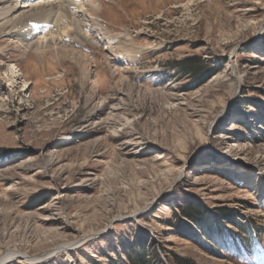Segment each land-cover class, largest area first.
I'll return each instance as SVG.
<instances>
[{"label":"rangeland","instance_id":"rangeland-1","mask_svg":"<svg viewBox=\"0 0 264 264\" xmlns=\"http://www.w3.org/2000/svg\"><path fill=\"white\" fill-rule=\"evenodd\" d=\"M97 9L128 57L0 37V259L264 264V0Z\"/></svg>","mask_w":264,"mask_h":264},{"label":"bare ground","instance_id":"bare-ground-1","mask_svg":"<svg viewBox=\"0 0 264 264\" xmlns=\"http://www.w3.org/2000/svg\"><path fill=\"white\" fill-rule=\"evenodd\" d=\"M88 3L89 8L86 9ZM88 3H79L76 0H0V37L15 41L20 45V49L26 51L33 49L43 51L42 43L34 40L37 30L48 27L51 34L55 30H60L59 34L64 38L68 34L72 35L74 28L76 34H73L72 40L80 44L83 41L82 38L84 39V36L89 34L87 31L95 29L97 35L88 41L91 45L98 46L104 42L107 46L105 48L109 49L110 54L117 58L115 61L121 56L128 57L129 54L124 49L127 45L126 41L120 36H107V33L102 29L103 26L97 21L99 14L97 5L98 3L100 5L102 0H88ZM75 10H79V12ZM75 37H81L82 41L79 42ZM53 47H59V44L53 45ZM63 48L75 49L72 44H64ZM139 54L136 53L135 56L138 57ZM81 57L89 59L87 55ZM11 254L13 252L2 257L0 264L10 260L14 256Z\"/></svg>","mask_w":264,"mask_h":264},{"label":"trees","instance_id":"trees-1","mask_svg":"<svg viewBox=\"0 0 264 264\" xmlns=\"http://www.w3.org/2000/svg\"><path fill=\"white\" fill-rule=\"evenodd\" d=\"M185 217H187L189 220L195 221V213H187L186 211H183ZM198 216H200L201 219H204L203 213L201 211H196ZM147 241H139L140 247L139 251H131L129 255H127L128 263L127 264H152L150 258L147 255ZM156 254V253H155ZM157 258V255L155 256ZM157 264H164L163 261L158 262Z\"/></svg>","mask_w":264,"mask_h":264}]
</instances>
